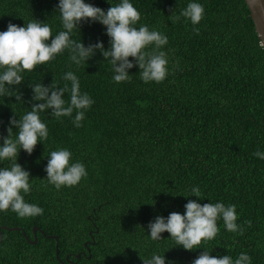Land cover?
I'll return each instance as SVG.
<instances>
[{
  "label": "trees",
  "instance_id": "obj_1",
  "mask_svg": "<svg viewBox=\"0 0 264 264\" xmlns=\"http://www.w3.org/2000/svg\"><path fill=\"white\" fill-rule=\"evenodd\" d=\"M105 12L121 0H84ZM191 2L204 6L197 35L190 20L169 19ZM140 12L135 25H146L166 35L168 75L161 83H145L139 66L129 69L130 81L115 83L110 61L97 50L86 64L75 65L69 51L46 65L23 72L24 81L12 86L10 96H0V146L10 120L31 110L32 86L52 82L71 87L63 76L71 71L81 93L94 101L85 112L83 126L71 117L59 120L51 109L40 112L48 138L29 155L17 157L30 173L31 191L25 202L43 214L19 218L0 211V264H143L141 258L164 255L165 264H192L203 251L235 260L247 253L252 264H264V47L244 0H130ZM59 0H0V31L11 22L24 27L37 20L47 23L52 37L63 31ZM72 39L87 47L102 42L110 48L106 26L82 22ZM154 45L146 51H151ZM3 69H0V73ZM54 79V80H53ZM19 94L22 101L16 100ZM67 102L70 93L64 94ZM18 129L13 127L15 139ZM72 153L71 162L83 163L87 176L72 187L59 190L47 180L45 167L52 151ZM12 161H0V169ZM199 187L201 198L191 195ZM194 200L235 205L243 235L226 230L191 251L176 245L170 233L162 240L150 238L148 224L170 213L185 214ZM251 221V226L247 225ZM37 230L36 244L34 230ZM59 255L57 257V241ZM81 255L80 258L77 255ZM68 258V260H67Z\"/></svg>",
  "mask_w": 264,
  "mask_h": 264
},
{
  "label": "clouds",
  "instance_id": "obj_2",
  "mask_svg": "<svg viewBox=\"0 0 264 264\" xmlns=\"http://www.w3.org/2000/svg\"><path fill=\"white\" fill-rule=\"evenodd\" d=\"M58 11L61 17L63 31L55 35L54 39L50 25L37 20L28 22L24 27L9 23L6 31H0V96H10L12 86L20 85L24 81L21 73L31 72L38 65H46L49 61L65 50L69 51V60L77 66L86 64L99 50L105 60L110 61L115 75L113 81L117 84L130 81L128 70L134 67L129 57L134 58L139 66V75L143 82H163L168 75V57L161 49L168 43V38L159 31L149 30L146 25L139 28L135 25L140 21V12L130 3V0H121V3L111 6L106 12L84 0H59ZM204 6L191 2L181 10L179 15L169 16L172 23L180 21L181 17L190 20L197 35L198 25L204 16ZM100 22L106 26V34L110 38V48L104 49L102 42L89 44L87 47L81 42L72 39L74 29L79 30L82 22ZM154 45L151 51H146ZM65 81L71 82V87L65 83L63 87L52 82L49 86L35 83L32 86L34 101H43L33 104L31 110L19 120L12 118L7 129V137H3V146H0V161H12L10 168L0 169V211L11 210L19 218L36 217L43 214V209L36 204L25 202L24 195L31 191L30 173L17 163L21 149L31 155L38 142L48 138L47 125L41 121L40 112L51 109V116L56 119L71 117L74 110L76 115L72 120L76 128L83 126L85 112L90 109L94 101L88 93H81L78 77L71 71L63 76ZM54 80V79H53ZM70 93V100L64 99V94ZM17 101H22L19 94ZM13 127L18 129L15 139ZM253 155L264 160V152L257 150ZM45 167L47 180L57 190L61 187H72L87 176L83 163L71 162L72 153L61 148L52 151ZM23 193V194H22ZM191 195L201 198L199 187L191 189ZM185 214L172 212L167 218L157 216L148 224L150 238L153 241L162 240L161 233H170L178 246L185 250L199 248L203 241L215 239L219 233L218 220H222L227 231L243 235L244 228L236 223L238 217L235 205L225 206L224 203H205L201 205L194 200L185 204ZM250 227L251 221L245 222ZM143 264H165V256L153 254L151 258H141ZM192 264H252V258L247 253H240L233 260L229 255L221 258L211 256L207 250L203 251Z\"/></svg>",
  "mask_w": 264,
  "mask_h": 264
},
{
  "label": "water",
  "instance_id": "obj_3",
  "mask_svg": "<svg viewBox=\"0 0 264 264\" xmlns=\"http://www.w3.org/2000/svg\"><path fill=\"white\" fill-rule=\"evenodd\" d=\"M249 11H250V16L254 22L255 25V29L256 32L262 42V46L264 47V0H244ZM3 230H8V231H23L21 228H7V227H3L0 229V243L2 241V233L1 231ZM37 228L34 230V235H35V240L34 241H30L32 244H36L38 239L36 237V233H37ZM24 233V231H23ZM25 234V233H24ZM50 238H54L57 241V250H56V254L57 257L59 255V239L56 236H51ZM78 258L81 257V255H77ZM68 260V258H67ZM61 264H64L62 261H60Z\"/></svg>",
  "mask_w": 264,
  "mask_h": 264
}]
</instances>
